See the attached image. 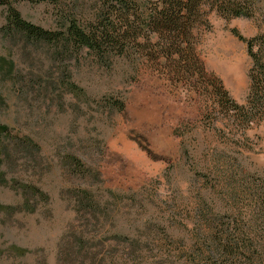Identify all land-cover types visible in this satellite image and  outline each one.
<instances>
[{
    "label": "trees",
    "instance_id": "16d2710c",
    "mask_svg": "<svg viewBox=\"0 0 264 264\" xmlns=\"http://www.w3.org/2000/svg\"><path fill=\"white\" fill-rule=\"evenodd\" d=\"M10 1L0 0L9 7L1 33L6 42L20 47L22 67L0 56V103L25 128L15 132L0 122V182L21 196L17 205L0 204V211L36 214L46 208L51 217L54 197H59L74 218L59 242L58 264H170L153 255L156 249L151 246L160 238L158 230L171 225L152 220L143 224L141 206L134 204L135 210L125 211L121 207L125 197L103 187L91 155L74 144L81 138L77 113L93 105L103 115L124 112L127 100L120 90L128 82L139 83L150 67L174 85L209 90L215 101L212 113L224 114L240 133L251 129L264 120V50L256 51L264 44L263 35L246 38L232 30L253 60L250 92L239 104L222 80L207 70L197 51V29L214 11L227 20L263 16L264 0H32L60 8L62 23L55 29L27 22ZM200 78H206L207 86L198 82ZM9 82L21 102L4 92ZM34 110L40 117L36 138L30 135ZM50 112L72 117L65 137L53 131L61 127L58 120H46ZM51 133L57 141L52 159L47 151ZM52 176L60 184L53 185ZM257 192L264 219V192ZM206 209L203 202L198 221L190 225L197 237L202 228L212 234L204 236L207 246L192 252L190 264H264L262 253L242 238L237 226L222 216H208ZM9 250L20 258L30 253L18 246ZM37 264H48L47 257Z\"/></svg>",
    "mask_w": 264,
    "mask_h": 264
},
{
    "label": "rangeland",
    "instance_id": "374dc122",
    "mask_svg": "<svg viewBox=\"0 0 264 264\" xmlns=\"http://www.w3.org/2000/svg\"><path fill=\"white\" fill-rule=\"evenodd\" d=\"M10 6L27 22L46 29H55L62 23L60 8L48 3L11 0ZM8 10L7 5H0V56L22 67L20 47L6 42L1 33ZM208 19L197 29V51L207 70L222 80L230 96L244 104L252 85L253 60L247 45L232 30H239L246 38L264 37V15L227 20L214 11ZM260 47L264 50V44H259L256 51ZM198 82L207 84L206 78ZM4 87L12 101H20L11 82ZM198 91L194 84L174 85L161 72L148 67L139 83L128 82L120 90L127 100L124 112L103 115L93 105L77 113L82 124L81 138L74 144L91 155L94 167L102 174L103 187L125 197L121 202L125 211L135 210L136 204L142 207L139 211L143 224L152 220L171 225L172 228L158 230L160 238L151 246L156 249L153 255L170 264H190L192 252L207 246L204 236L212 234L202 228L197 237L190 225L198 221L197 210L204 202L208 208L204 213L213 218L222 216L226 223L237 226L242 238L252 241L264 256V219L257 202V191L264 192V120L240 133L224 114L211 112L215 103L212 93ZM218 111L222 112L220 108ZM71 118L50 112L46 120H58L61 127L53 131L65 137ZM30 120L34 125L30 135L35 137L40 120L37 110ZM0 122L15 132L25 128L1 103ZM56 143L55 135H48L51 159ZM52 180L53 185L60 184L55 176ZM134 195L136 199H132ZM20 200L15 190L0 182L1 205H17ZM53 207L51 217L46 208L36 214L0 211V264H37L43 256L48 264H58V245L74 214L57 196ZM133 231L138 232L136 228ZM11 246L30 253L16 257L9 250ZM146 254L152 261L151 254Z\"/></svg>",
    "mask_w": 264,
    "mask_h": 264
}]
</instances>
